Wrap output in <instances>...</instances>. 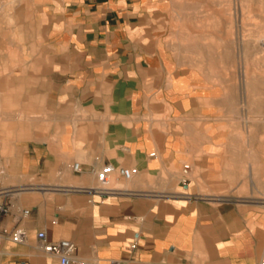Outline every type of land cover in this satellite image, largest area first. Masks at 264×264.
Segmentation results:
<instances>
[{
	"label": "crops",
	"instance_id": "1",
	"mask_svg": "<svg viewBox=\"0 0 264 264\" xmlns=\"http://www.w3.org/2000/svg\"><path fill=\"white\" fill-rule=\"evenodd\" d=\"M162 6L49 3L48 36L26 63L34 81L0 84V119L11 138L0 188L18 190L0 228L28 233L26 242H1L0 264H60L41 249L43 230L52 241L72 240L80 259L97 264L264 259V205L218 194L232 183L219 146L228 134L218 126V111L231 104L173 54L159 30ZM75 161L82 173L72 170ZM105 164L136 174L117 179L120 192H88Z\"/></svg>",
	"mask_w": 264,
	"mask_h": 264
},
{
	"label": "rangeland",
	"instance_id": "2",
	"mask_svg": "<svg viewBox=\"0 0 264 264\" xmlns=\"http://www.w3.org/2000/svg\"><path fill=\"white\" fill-rule=\"evenodd\" d=\"M162 1L159 30L173 54L196 81L216 88L217 98L231 104L228 112L218 111L226 119L221 123L219 118L218 126L228 134L219 146L223 172L232 183L218 194L262 202L264 0ZM50 2L0 0V84L34 81L26 63L48 36L45 13ZM10 139L7 122L0 119V184Z\"/></svg>",
	"mask_w": 264,
	"mask_h": 264
},
{
	"label": "built area",
	"instance_id": "3",
	"mask_svg": "<svg viewBox=\"0 0 264 264\" xmlns=\"http://www.w3.org/2000/svg\"><path fill=\"white\" fill-rule=\"evenodd\" d=\"M152 155H155V153H152ZM71 168L75 173L83 172V168L79 161L73 162ZM189 170L190 164H184L180 181L185 185L189 182ZM95 174L98 181L97 186L86 190L90 193L107 195L120 192L122 188L115 185V182L118 181L117 179L121 178L126 181L132 180L136 174V169L127 166L105 164L101 168L95 170ZM17 191L16 188H0V220L4 214L10 211L11 200L16 196L15 192ZM261 203L264 205V199H262ZM29 213V209H23L21 211V216L27 217ZM37 238L41 249L47 254L56 256L60 264H97L96 262L80 259L77 255V245L72 240L62 239L52 241L48 238L44 230L37 233ZM4 239L23 243L28 240V233L19 226H15L12 229L0 228V245ZM259 264H264V259H262Z\"/></svg>",
	"mask_w": 264,
	"mask_h": 264
}]
</instances>
